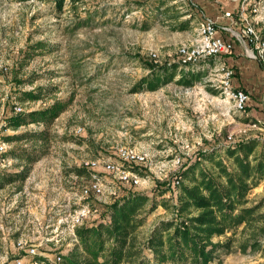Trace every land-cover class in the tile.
<instances>
[{"label":"rangeland","instance_id":"obj_1","mask_svg":"<svg viewBox=\"0 0 264 264\" xmlns=\"http://www.w3.org/2000/svg\"><path fill=\"white\" fill-rule=\"evenodd\" d=\"M137 1L145 3L143 8L137 9L134 4ZM167 1L166 8L160 10H156L158 3L154 0H82L75 5L66 1L59 12L51 0H0V43L12 61V68L3 77L13 81L14 94L21 97L19 90L40 86L44 88L40 99L45 105L55 98L70 100L68 109L55 119L51 128L53 139L46 150L51 162L34 166V179L28 184L30 193L22 195L23 204L32 201L40 190H44L47 201L60 196L56 185L52 189L53 183L58 182L52 171L58 165L65 166L67 174L80 159L113 156L114 149L122 145L148 151L153 160H160L149 169L151 179L136 187L151 193L155 180L163 178L166 168L173 165L170 158L174 153L191 157L197 149L221 145L227 135L236 142L264 140V88L258 96L243 89L249 95L246 114H253V120L259 122L255 126L240 117L220 114L218 101L210 96L204 98L197 90H188L174 80L154 91L142 87L132 92L134 84L149 73L146 65L153 64L151 54L159 56L163 65L170 63L210 8L208 0ZM173 3L181 5L179 10L184 13L181 20L192 18L191 28L185 31L170 28L163 12ZM39 41L44 42L45 49L32 53ZM23 55L28 64L18 69L17 62ZM256 63L257 79L264 82V68ZM233 70L242 78L238 68ZM199 74V81L189 86L201 87L205 73ZM15 77L32 78L34 82L15 89ZM28 127L35 129L37 125ZM78 128L80 132H76ZM206 164L203 162L204 167L209 166ZM84 176L88 178L85 172ZM115 184L119 191L123 190L120 184ZM16 187V183H11L1 188L0 208L17 191ZM252 200H261L260 211L264 212V182L256 187ZM17 204L20 205V200ZM166 217L169 213L158 206L147 216L139 236L147 235L157 219ZM25 233H31V229L27 227ZM229 235L227 232L217 239L224 241ZM72 246V240L66 238L61 248ZM48 249L54 258L58 249L53 245ZM218 259L214 264H264L261 252H240L238 241L230 250H220Z\"/></svg>","mask_w":264,"mask_h":264},{"label":"trees","instance_id":"obj_2","mask_svg":"<svg viewBox=\"0 0 264 264\" xmlns=\"http://www.w3.org/2000/svg\"><path fill=\"white\" fill-rule=\"evenodd\" d=\"M66 1L75 5L82 0H51L59 12ZM154 1L158 3L156 10L166 8L168 3L167 0ZM134 4L141 9L145 3L137 1ZM180 6L173 3L163 14L171 29L185 31L192 27V18L181 20L184 13L179 10ZM195 7L194 4L192 9ZM43 43L37 42L32 53L45 49ZM27 61L24 55L21 56L18 69L25 67ZM146 67L149 73L134 84L132 92H138L142 87L154 91L173 80L189 86L200 79L198 73L179 70L176 64H150ZM15 80L17 86L34 82L32 78L15 77ZM19 91L21 97H17L21 102L38 100L44 95V88L40 86ZM69 103L70 100L55 98L38 110L9 118L8 124L14 129L31 123L41 124L43 128L5 137L8 142L16 144L4 156L17 159L15 165L21 170L13 173L0 170V188L10 183H22L32 165L48 155L46 150L52 143L53 123L68 109ZM245 120L255 122L250 116ZM260 140L252 138L234 144L222 143L221 150L231 159V164L221 158L218 150L214 151L215 145L197 149L185 159L178 172L170 175L171 179H156L151 193L121 185L123 190L107 204L98 205L96 217L75 229L76 241L63 255L61 264H214L219 260V251L230 250L235 241H238L240 252H261L264 255V212L260 211L263 204L259 200L248 205L247 198L264 180V143ZM206 160L211 167L203 168L200 164ZM133 169L141 176L148 175L140 166ZM70 171L76 174L86 172L77 166ZM177 177L179 184L172 187L173 179ZM158 206H162L169 217L157 219L147 235L140 237L139 230L146 223L147 216ZM227 232H230L227 239H217ZM36 258L40 264H50L45 258Z\"/></svg>","mask_w":264,"mask_h":264},{"label":"built area","instance_id":"obj_3","mask_svg":"<svg viewBox=\"0 0 264 264\" xmlns=\"http://www.w3.org/2000/svg\"><path fill=\"white\" fill-rule=\"evenodd\" d=\"M229 1L237 7L235 11H222V17L229 21L228 25H222L216 18L202 14L186 42L178 47L176 58L165 64H176L179 70L186 72L187 70L196 73L204 72L201 87L197 89L195 85L187 86L188 90H197L196 92L202 94L204 98L208 99L210 96L211 99L218 101L220 114L247 118L249 117L246 114L249 95L245 90L232 86L235 71L227 64L223 56L229 55L237 44L242 47L247 58L258 61L264 68V0ZM151 56L153 64L163 65L159 56L155 53ZM10 68H12V61L6 57L0 43V170L13 173L18 171V166L15 165L17 159L4 155L15 146L16 142H8L5 137L26 130H37L43 125L39 124L35 129L27 128L29 125H36L31 123L14 129L9 126L8 120L15 114L38 110L40 105L44 106L45 103L42 99L21 102L13 92V81L10 78L5 80L3 77ZM202 88H208L212 94ZM257 122V120L252 122V126L257 125ZM22 128L23 130L20 131L19 129ZM80 131L81 128L76 130V132ZM226 137L225 142L228 144L236 143L230 135ZM186 157L174 153L170 158L173 165L170 168L165 167L166 173L163 178L158 177V180H166L170 175L178 172ZM49 160V156L46 155L36 161L22 182L21 189L19 190V182H15L17 191L12 193V197L7 202L3 201L4 204H2L5 207L1 204L0 238L3 242H7L15 231L22 228L21 216L26 214V211H21L17 203L20 195L22 198V195L30 193L28 184L34 179L32 175L34 165L40 167L47 164ZM158 161L160 160H153L148 151H138L135 147L122 145L114 149L113 156L109 154L98 158L80 159L76 166L86 171L87 179L84 174L74 172L66 174L65 166L58 165L57 169L52 171L58 181L57 184L53 183L52 189H55L56 185L60 196L52 199L48 205L41 206L37 215H32L26 220L25 230L28 227L31 233L26 234L23 231L24 235L14 241V247L20 254L12 258L3 255L0 258V264H40L36 257L45 258L50 264H61L63 255L70 250V247L61 248L65 239L69 238L74 245L75 229L97 216L99 204H107L113 196L118 194L119 189L115 187V183L126 187H139L143 180L151 179L149 169ZM136 166L142 167L150 175H139L133 169ZM178 184L177 177L173 179L172 187ZM170 196L171 194H168V197ZM29 203L27 201L25 206ZM42 245L48 248L53 245L58 249L54 258L47 252L50 249H38Z\"/></svg>","mask_w":264,"mask_h":264},{"label":"crops","instance_id":"obj_4","mask_svg":"<svg viewBox=\"0 0 264 264\" xmlns=\"http://www.w3.org/2000/svg\"><path fill=\"white\" fill-rule=\"evenodd\" d=\"M208 1L210 2L208 5L210 8L207 9L208 13L206 12L207 13L206 15L216 18L219 21V23H221L222 25H228L229 21L225 17H222V11L224 10L235 11L237 7L236 4L231 3L229 0H208ZM223 59L227 62V64L230 67H233L236 70L238 68V70H240V73L242 75V78L241 77L238 78V71H235L236 74H234L232 78L233 87L248 90L249 93H251L253 96L254 95L258 96L261 94V90H263L264 88V84H263L264 82L260 81L259 78L257 79V74L255 73L256 71L255 69L257 68L256 67L257 63L255 60H250L245 56L241 46L236 44L234 50L229 55L223 56ZM261 84L262 86H260ZM16 86L17 85H15V87ZM249 116L251 119H254L253 114H249ZM240 118L241 120L246 121L245 118L243 117ZM260 141H263L264 143L263 139H261ZM215 147L216 149L214 151L218 150L219 153H221V158H224L227 164H231V159L227 158L226 154L223 153V150H221V145L218 144ZM49 162H51V160H49ZM203 162L205 164L207 163L206 165H209L207 167H211V163L208 160L200 161V164L202 166H203ZM203 168L206 167L203 166ZM262 182H264V180H261L258 183V185ZM258 185L256 187H258ZM255 190L256 188L253 189L247 196L248 205H254L257 203L256 200L255 201L252 200L253 196L255 195ZM45 197L47 196L46 194H44V190L43 191L40 190L36 193V195H33V200L30 201V203L27 204L26 206H25L26 202L24 201L23 204L22 198H20L21 211L24 210L26 211V214L21 216L22 228L18 231H15L7 242H3L0 238V258L3 255H8L9 258H12L14 255L20 254L14 247V241H16L21 235H24L23 231H25L26 229V225H25L27 224L26 220L30 218L32 215H37L39 213L40 209H38L37 207L41 208V206L48 205L50 203L51 200L47 201ZM44 248H46V246H44Z\"/></svg>","mask_w":264,"mask_h":264}]
</instances>
